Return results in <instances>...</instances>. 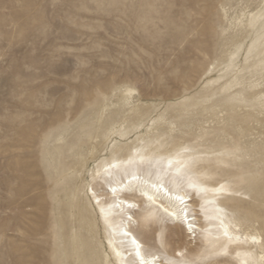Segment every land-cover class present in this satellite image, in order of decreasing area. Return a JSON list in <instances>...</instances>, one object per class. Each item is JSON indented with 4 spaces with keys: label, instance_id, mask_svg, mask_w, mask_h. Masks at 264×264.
<instances>
[{
    "label": "rangeland",
    "instance_id": "obj_1",
    "mask_svg": "<svg viewBox=\"0 0 264 264\" xmlns=\"http://www.w3.org/2000/svg\"><path fill=\"white\" fill-rule=\"evenodd\" d=\"M133 172L200 228L133 211L159 263L264 264V0H0V264H117Z\"/></svg>",
    "mask_w": 264,
    "mask_h": 264
},
{
    "label": "bare ground",
    "instance_id": "obj_2",
    "mask_svg": "<svg viewBox=\"0 0 264 264\" xmlns=\"http://www.w3.org/2000/svg\"><path fill=\"white\" fill-rule=\"evenodd\" d=\"M247 25H253L252 18L249 19ZM127 91L131 92V89ZM177 195L183 197V202L176 199ZM100 196L93 192V197L98 199V202L102 200ZM134 196L139 198L140 203L136 202ZM105 199L109 200L103 202L107 206V212L122 222L108 242L117 264H141V259L146 264H161L158 259L159 255L145 252L142 241L132 232L133 211L155 214L167 224L182 227L187 234L194 235V237L200 229L195 222L196 217L188 210L191 201L189 195L182 189L170 188L162 179L149 178L134 172L128 173L121 180L109 184ZM145 221L148 223L149 218ZM122 247L125 248L124 251ZM137 252L140 253L139 256ZM261 258L264 261L263 255Z\"/></svg>",
    "mask_w": 264,
    "mask_h": 264
},
{
    "label": "snow or ice",
    "instance_id": "obj_3",
    "mask_svg": "<svg viewBox=\"0 0 264 264\" xmlns=\"http://www.w3.org/2000/svg\"><path fill=\"white\" fill-rule=\"evenodd\" d=\"M176 199L181 200V202H183V197L180 195H177ZM130 207H131V205H130ZM137 255L139 256L140 253L137 252ZM141 264H146V262L143 259H141Z\"/></svg>",
    "mask_w": 264,
    "mask_h": 264
}]
</instances>
